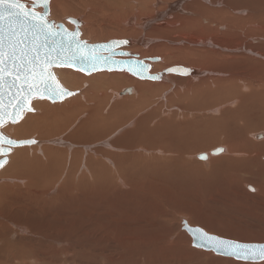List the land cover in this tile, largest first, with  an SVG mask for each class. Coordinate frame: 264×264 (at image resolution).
Segmentation results:
<instances>
[{
  "label": "bare ground",
  "instance_id": "1",
  "mask_svg": "<svg viewBox=\"0 0 264 264\" xmlns=\"http://www.w3.org/2000/svg\"><path fill=\"white\" fill-rule=\"evenodd\" d=\"M182 1H49L48 16L51 15V18L58 21L57 23L62 24L67 30H74L67 23V19L80 20L78 22L80 40L88 44L127 41V44L116 47L115 50L125 53L117 58L123 60L132 58L141 61L147 67L148 74L157 76L159 79H139L124 69L100 71L90 76H83L80 71H71L66 68L53 69L55 78L60 85L75 93L68 96L64 102L56 104L50 101L48 103V100L45 101V99H34L30 105L33 112H24L20 124L7 123L0 128V133L11 140L35 141L33 144L10 148L5 156L8 163H4L3 168L0 167V169L2 168L0 170V235L3 237L0 236V246L8 245L10 247L11 242H16L20 246L24 241H37L44 231L65 237L83 236L92 226L85 211L89 203L88 206H85L84 203H80L76 199H80V196L85 197L86 200L90 198L88 201H90L91 210L98 212L104 208L105 201L109 203L106 197L108 196L107 192H110L115 196H111L110 199H114L116 202H112L114 206L110 208L109 214L129 217L133 220L134 226L143 224V229L139 228L136 229L138 231L134 232L133 230L132 233L125 234L121 230H117L119 231L117 232L116 225L111 227L108 224L98 223L93 225V236H109L113 240L119 241L120 245L126 246L123 248L131 250V254L140 256V260H145L150 264L174 263L176 257L171 255H174L175 251L172 252L170 246H166L167 243L171 244L172 242L171 232L164 234L154 226L155 222L164 216L162 208H167L169 205L167 190L162 187L160 188L162 193L156 192L149 189L147 184L145 188L140 185L142 188L138 189L137 186L128 183L130 178L127 177L128 173L126 174L125 169L131 168V164L137 157L143 158L141 160L143 164L149 163L151 159L148 160L146 155L142 156V154L138 155L134 152L137 149L140 152H150L149 148L152 150L151 147L141 146L143 142H147L152 147H156L152 150L153 152L169 154L168 152L172 149L169 148L170 146H164L165 143L162 140L159 144L158 133L166 136L167 133L162 130H171L172 132L177 129H185V131L189 129L188 124L183 122L177 123L175 120L173 123L171 122L172 117L170 118V116L174 117V114L171 113H174L175 110L173 112L168 110V116L164 117L162 106L165 105V102L168 103L166 104L168 108H176L175 114L178 109L187 115V112L192 113L195 109L199 112L207 111L204 109L230 106L232 105L230 103L237 106L239 101L242 103L241 100L249 98L247 97L249 93L264 98V23L261 21L264 20V2L254 0L257 6L253 10V5H248L253 0H194L185 5L181 4ZM24 3L28 7L29 2L25 1ZM240 7L242 9H239ZM243 9H248L246 15H240ZM37 12L40 10L37 9ZM47 19L53 22L49 17ZM167 66L181 69L184 74L178 71L166 74L164 68ZM245 91L248 94H244ZM167 92L170 94L167 95ZM156 98L160 100L158 99L157 102ZM225 111H229V109H223L220 113ZM179 115L181 117V112ZM182 116V119L188 118V116L184 118V114ZM176 117L179 119L178 115ZM167 120H171V124H166ZM131 122L133 125L128 128L127 126ZM193 123L196 124L195 121ZM197 123L200 124V122ZM124 127L127 128L124 129ZM121 130L124 131L119 136L120 138L114 139L110 144L107 142L105 148L109 150L106 152L102 149L91 150L90 145L105 142L108 137ZM26 136L28 139H22ZM54 137L57 139L52 141ZM254 137L261 139L263 135ZM48 139V145L47 142L42 143ZM56 143H61L63 147ZM71 146H75V149L69 151ZM89 147L92 153L87 151ZM239 147L244 148L243 145L239 146L238 144L218 147L216 149L221 151L217 155L222 153V148L228 154L229 150L230 152L238 151ZM170 154L173 157L166 158V163L170 160L172 162L174 156L178 155L175 153V149ZM200 155L205 156L200 160L206 162L212 157L211 153L207 151L198 154L196 158ZM258 155L264 161V150H259ZM230 158L232 159V157ZM134 171L136 170L134 169ZM88 177L91 179L90 183L87 182ZM118 183L122 185L121 187L124 185L133 187L128 189L129 193L128 191L122 193L121 189L116 190ZM55 185H59L63 198L60 199V195L56 193L57 203H54L53 200L49 201L50 198L48 202L45 201L42 196L46 193V189L48 191V188H53V186L55 188ZM245 187L251 191L256 189L250 185ZM87 188L90 192L94 191L93 194L90 193V197L87 194ZM112 188H115L117 193L111 191ZM126 189L124 190L126 191ZM65 198L66 200L68 198V201L71 199L73 203L67 202ZM108 205L106 207H109ZM46 207H51L52 212H48ZM130 210L137 215V219L129 214ZM46 212L58 217L59 214L64 215L65 219H69V222L60 225L55 221V218H48ZM199 219L201 218H197V220ZM201 223L199 224L201 225ZM181 230H183L182 227ZM183 231L187 234L185 230ZM187 236L186 240L190 243L191 237L189 236V239ZM10 237H13V240ZM124 239H127L124 241L125 243H123ZM46 250L48 251V249ZM6 256L8 255L6 254ZM134 256L131 257L134 259ZM38 258L40 259V256ZM238 263L246 264V262Z\"/></svg>",
  "mask_w": 264,
  "mask_h": 264
},
{
  "label": "rangeland",
  "instance_id": "2",
  "mask_svg": "<svg viewBox=\"0 0 264 264\" xmlns=\"http://www.w3.org/2000/svg\"><path fill=\"white\" fill-rule=\"evenodd\" d=\"M25 1L26 0H23V1L21 0V2H25ZM192 1L194 0H183L181 4L185 5L187 3H191ZM261 1L264 2V0H261ZM248 5L249 6L253 5L254 7V8L252 7L253 10H255V7L257 6L254 0L253 2H249ZM38 9L41 11V8H38ZM239 9H242V7H240ZM247 10L243 9L240 15L241 14L246 15ZM48 17L54 23L58 22L54 20L53 18H51V15H49ZM261 21L264 23V20H261ZM78 22H80V20H78ZM70 25L74 28L73 24H70ZM168 67L169 66L165 67L164 69H167ZM109 73H112V72H109ZM122 73H125V72H122ZM92 74L94 75L96 74V72L90 73V74L82 73L81 75L90 76ZM243 93L248 94L246 91ZM168 94H170V92H167V95ZM248 95L249 96L247 97L249 98L241 100L242 103H240L239 101L237 106L233 105V103H230L232 104L230 106H223L220 108H215V107L205 108L204 110H207V111L202 110L199 112V111H195L196 110L195 109L193 110L192 113L187 112L186 113L187 115H185V112L183 113L181 110H178V109H177V113L175 114L176 108L175 107H171L172 109L168 108L166 105L168 103L165 102V105L162 106L163 108L162 110H164L163 113L165 115L164 116L165 118L168 116V113H167L168 110L171 112L175 110L174 113L170 112L171 114H174V117L173 115L172 116L169 115L170 118L172 117L171 118L172 121L167 120L166 124H171V122L173 123V120H175L177 123L183 122L186 125L187 124L189 125V123H191L189 126L187 125V127H189V129L187 130L188 132L185 131V129H183L184 131L177 129L171 132V130L164 131L161 128V130L164 133H167V135L162 136L160 135V133H158L160 137V143L159 142L158 143L161 144V140H162L165 143L164 146H168V147L170 146L169 148H171L172 150L175 149V153H177L178 155L174 156L175 158H173L172 162L170 160L169 162L166 163L165 162L166 158L168 159V158L173 157L170 154L172 153V150L168 152L169 154L167 153L162 154L160 152L156 153L152 151L156 147H152L151 144H148L147 142H143L141 144L142 147L148 146V147H151L152 150L149 148L150 152L145 153V151L140 152L137 149L136 152L134 153L136 154L138 153V155L142 154V156L144 154V156L146 155L148 160L151 158L149 161L150 164L148 162L143 164V162L141 161L143 158L139 159L137 157L134 160V162L131 164V168L129 167L128 169H125V171H127L126 174L128 173L127 177L130 178L128 180V183L130 185H135L137 186L138 189L139 188L141 189L143 186H144L143 188H145V186L149 185L148 186L150 187L149 189L154 190L156 192L160 191L161 193L162 191L160 188L164 187L162 189L167 190V194H168L167 200L169 201V205L167 208H162L164 210V216H162V218L160 217L159 220L155 222L154 226L158 228L157 230L159 232H163L164 234H166V232H171L170 236H171L172 242L171 244L167 243L166 246L167 247L170 246V249L172 250V252L175 251L173 252L174 255H171L173 257L174 256L176 257V258L174 257L175 260L173 264H239L238 262H242V261H236V260L234 261V259L228 258V257H222V256L219 257L218 255H215L211 251H205V250L202 251L201 249L200 251L198 248L195 249V247L191 245V239L189 235L186 234L183 230H181V222L183 220H185L190 226H196V227L202 228L205 230V232L209 234H213V235L216 234V236H219V237L222 236L223 238H226V239H230V240H234L238 242L246 241L247 243H255V242L257 244L264 243V171H263L264 161L261 159L262 157L258 155L259 150L260 151L264 150V100H263L264 98H261V96L257 94L249 93ZM158 99L156 98L157 102H158ZM65 100L66 99L59 101V102H52V103L53 104L60 103V102L62 103ZM258 100L260 101L262 100V101L258 103L257 102ZM47 102L50 103L49 101ZM223 109H229V111H225L221 114L220 111H222ZM29 112H33V111H29ZM180 112H181L182 118H183L182 116L183 114H184V118L186 116H188V118L187 119L185 118L186 119L185 120L179 117ZM176 115H178L179 119L176 117ZM22 120H19L14 125L20 124ZM194 121L196 122V124L193 123ZM197 122H200V124ZM132 125H133V122L129 123L127 127L130 128ZM180 126H183V125H180ZM127 127H124V129ZM169 127L171 129V126ZM123 131L124 130L116 131L113 135L108 137L107 141L105 142H99L97 144L95 143V144L90 145V147L92 148L91 150L93 151V149L94 150L102 149L103 151L106 152V150H109L108 148L107 149L105 148L107 142L110 144L114 139L120 138L119 136L123 133ZM255 135H263V137L261 139H257L258 136L254 137ZM62 138L63 136H61V139ZM22 139H28V137L26 136V137H23ZM54 139L55 137L52 138V141ZM166 139L168 140V142ZM42 143H46L48 145L49 139ZM56 144L60 145L61 143H56ZM231 144H238L239 146L243 145L244 148L241 149V147H239L238 151L234 150L231 152L229 150L230 153L228 152V154L227 152H224V148H222V153L220 155H211L212 156L211 159L207 160L208 163L205 160H200L196 158V156L200 153H204L206 151L210 153V151L213 149H216L218 147L221 148V146H225V145L229 146ZM102 145L104 146V148ZM61 147H63L62 144H61ZM90 147L87 151L92 153V151L90 150ZM69 148H70L69 151H72L75 149V146H71ZM107 152L110 153V151H107ZM181 155H182L183 160L181 159ZM229 156L232 157V159ZM228 157L229 159H227ZM6 163H8V160L5 162V164ZM253 163L256 165H254ZM5 164L3 165V167L5 166ZM134 169L136 171H134ZM87 180H88L87 182L90 183L91 179L89 177ZM137 184L139 186L141 185L142 187L141 186L139 187ZM246 185H250L253 189L254 188L256 189H254V191H251L245 187ZM121 186L122 185L118 183L116 190L121 189L122 193L127 192V191L129 193L130 190L128 189H131V187H133V186L124 185L127 188L126 189L124 186L123 187ZM87 189H88L87 194L90 197L91 196L90 193L93 194L94 191L91 189L92 191L90 192L89 188ZM124 189H126V191ZM60 190L61 189L59 185H55V188L54 186L53 188L52 187L50 189L48 188L49 192L46 189V193H44L42 197L47 202L50 198L49 201L53 200L54 203H57L58 200L55 198L56 193L60 195L59 196L60 199L63 198V195H61ZM107 190H110V189H107ZM116 190L115 188L111 189V191H115L117 193L118 190L117 191ZM75 193H78V192H75ZM46 194L47 195L50 194V195L47 196ZM111 194L112 193L107 192L108 196L106 197V199L111 204L108 205L109 203L105 201V203L109 207H106L107 205L104 204V208L100 209L98 212H96L95 210H91L90 201H88L90 200V198L86 200L85 197L80 196V199L79 198L76 199L78 202L80 201V203H84L85 206H88V203H89L88 208L85 209L89 217V220H91L90 223L92 225L88 229V232H87L88 235L85 233L83 236L73 235L70 237H65V236H60V235L49 234L46 231H44L40 236L41 239L39 238L37 241L35 240L27 241V242L24 241L23 243H21L20 246H18L16 242H11V246H10L11 248L8 247V245H5V247L0 246V254L2 255V256L0 255V264H109V263L110 264H150L146 262L145 260H140L141 259L140 256H134L133 254H131L130 253L131 250L123 248L126 246L122 244L120 245L119 241L113 240L109 236H105V237L103 236L105 240L101 235H99L100 237L93 236L92 234L94 231L93 225H97L98 223H100L101 225L108 224L111 227H115L116 225L117 227L116 231L121 230L125 234L132 233L133 230L134 232L138 231L136 229H139V228L143 229V226H142L143 224H136V226H134L135 224L133 223V220L130 219L129 217H123V215L111 216V214H109L110 208L114 206L112 202H116V200L110 199L111 196L115 197L113 194L112 195ZM53 196H54V199H52ZM66 201L69 203L70 202L73 203L71 199L68 201V198ZM161 205L162 203L160 202V206ZM46 210L50 213L52 212L51 207H46ZM42 212L44 213V211ZM128 212L133 218L137 219V215L133 211L130 210ZM59 215L60 216L58 217L57 215L54 216L53 214H48V213L46 214L48 218H52V219L55 218V221H57L60 225L64 224L65 222H69V219L68 218L65 219L64 215H61V214ZM39 217L41 219L40 215ZM197 218H201V219L197 220ZM209 219L211 220L208 222ZM120 222H123V223H120ZM199 223H201V225ZM204 226L207 227L208 229H206ZM45 233H47V235H45ZM0 236L2 237V235ZM186 236L189 237L190 243L187 242ZM244 236L246 237V239ZM13 237H10V238L12 239ZM96 238L99 240H97ZM126 240L127 239H124L123 243H125L124 241ZM3 242L6 243V241L4 240ZM246 242H243V243H246ZM26 246H27V249H26ZM118 248L120 249L118 250ZM46 249H48V251ZM38 250L39 251L41 250L40 251L41 253ZM6 254L8 256H6ZM15 255L17 256L15 257ZM34 255H36V257L40 256V259L38 257L37 258L34 257ZM129 255L130 257H128ZM131 256H134V259ZM136 257L138 258L136 259ZM115 258L117 259V261ZM125 258H128V259H125ZM5 261H7L8 263ZM156 264H162V263H156ZM246 264H264V261H259L258 263L246 262Z\"/></svg>",
  "mask_w": 264,
  "mask_h": 264
},
{
  "label": "snow or ice",
  "instance_id": "3",
  "mask_svg": "<svg viewBox=\"0 0 264 264\" xmlns=\"http://www.w3.org/2000/svg\"><path fill=\"white\" fill-rule=\"evenodd\" d=\"M48 2L32 0L29 8L21 0H0V128L7 122L17 123L18 118H23L25 109L33 111L31 101L37 96L55 102L58 98L73 95L64 90L48 71L53 64L75 67L78 61L81 65L78 70L90 74L101 70L104 63L94 53L92 56L87 54L86 45L78 40L79 31L64 29L58 32L55 29L59 26L48 21L46 11H35L38 7L46 9ZM68 23L78 27V21L71 18ZM127 43L116 41L112 47ZM148 78L159 79L156 76ZM33 143V140L17 142L0 133V156L5 154V144L10 150L13 146ZM3 163L0 161V167ZM189 232L192 240L197 242L194 246L238 260L264 261V244H241L210 235L202 229Z\"/></svg>",
  "mask_w": 264,
  "mask_h": 264
},
{
  "label": "water",
  "instance_id": "4",
  "mask_svg": "<svg viewBox=\"0 0 264 264\" xmlns=\"http://www.w3.org/2000/svg\"><path fill=\"white\" fill-rule=\"evenodd\" d=\"M29 2V5L28 7L30 8L31 7V3H32V0H26ZM50 1V0H49ZM21 3H24V2H21ZM25 4V3H24ZM26 5V4H25ZM39 8V7H38ZM35 9V11L37 12V9ZM41 11H46L48 14H49V2H48V7L46 9H41ZM40 11V12H41ZM39 13V12H38ZM48 17V15H47ZM69 19H67L68 21ZM51 22V21H49ZM53 23V22H51ZM54 24V23H53ZM54 25H57L59 27H57L55 30L56 31H63L64 29H66L62 24H59V23H56ZM78 27H79V23H78ZM78 27L77 25H74V30L73 31H69L67 30L68 32H75V31H78ZM80 37V35H79ZM78 37V40L86 45V48H87V54L89 56H92L93 53L100 59V60H103L104 63L101 65V70H97V71H92L91 73H94V72H100V71H113V70H126L127 72H129V74L133 75L134 77H137L139 79H149L148 77L150 76H153V75H149L148 72H147V67L141 62V61H137V60H134L132 58L130 59H118L117 56H123V54L125 55V53L121 52V51H118V50H115V48L112 47V43L113 42H116V41H110L108 43H94V44H88L87 42L85 41H82L80 40V38ZM101 46H108V47H101ZM99 63V60L97 61ZM81 67V65L78 63V61L75 63V67H69V66H59V65H56V64H53L51 67L48 68V71L55 77L54 73H53V69L54 68H66V69H71V70H75V71H80L78 70L79 68ZM109 67L111 68V70H109ZM169 69H176V68H169ZM169 69H166L165 73H175L176 71L184 74L181 69H176V71H168ZM81 73L83 74H86L85 72L83 71H80ZM139 73V74H137ZM161 76V75H160ZM157 77V76H156ZM152 80V79H151ZM56 82H58V80L56 79ZM59 83V82H58ZM60 85V83H59ZM61 86V85H60ZM62 87V86H61ZM63 88V87H62ZM64 90H66L65 88H63ZM68 91V90H66ZM70 92V91H68ZM72 93V92H71ZM68 96H65L63 97L62 99L58 98L56 99L55 102H59V101H62L64 99H66ZM34 99H45V100H48L50 102H53L52 100L48 99V98H40V97H35L33 98L32 100ZM32 102V101H31ZM27 109H25L24 112H26ZM28 112V111H27ZM20 119L18 118V121ZM7 123H11V122H7ZM6 123V124H7ZM5 136V135H4ZM6 137V136H5ZM8 138V137H6ZM9 139V138H8ZM23 141H28V140H23ZM23 141H17V142H23ZM23 145H29V144H22L21 146ZM4 149H5V154L3 156H0V161H4V163L6 162L5 160V156L8 154V152L10 151L9 150V146L7 144L3 145ZM13 147H18V146H13ZM12 148V147H11ZM221 151L220 149H214L212 150L210 153L211 155H217L218 152ZM203 157V158H201ZM199 159H204L205 156L204 155H200L198 156ZM3 163V164H4ZM181 227L183 230H185L187 232V234L191 237L190 235V232L189 230H196V229H201L199 227H194V226H189L186 221H182L181 222ZM203 230V229H202ZM204 231V230H203ZM205 232V231H204ZM207 233V232H206ZM209 234V233H208ZM210 235H213V234H210ZM216 236V235H214ZM222 238V237H220ZM222 239H226V238H222ZM191 240H192V237H191ZM226 240H230V239H226ZM234 241V240H232ZM237 243H241V244H253V245H260V244H257V243H243V242H238V241H235ZM197 242H194L192 240L191 242V245L195 248H198V249H202V250H205V251H211L212 253H214L215 255H218V256H222V257H228V256H224V255H221V254H218L217 252L215 251H212L210 249H205V248H201V247H198V246H194ZM264 244V243H263ZM229 258H233L235 260H238L234 257H229ZM238 261H242V262H253L251 260H248V261H244V260H238ZM260 260H257L255 262H259Z\"/></svg>",
  "mask_w": 264,
  "mask_h": 264
}]
</instances>
